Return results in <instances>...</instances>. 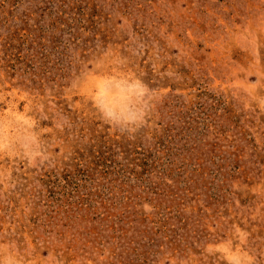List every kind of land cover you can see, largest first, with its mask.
I'll return each mask as SVG.
<instances>
[{
    "label": "rangeland",
    "instance_id": "rangeland-1",
    "mask_svg": "<svg viewBox=\"0 0 264 264\" xmlns=\"http://www.w3.org/2000/svg\"><path fill=\"white\" fill-rule=\"evenodd\" d=\"M0 264H264V0H0Z\"/></svg>",
    "mask_w": 264,
    "mask_h": 264
},
{
    "label": "bare ground",
    "instance_id": "bare-ground-1",
    "mask_svg": "<svg viewBox=\"0 0 264 264\" xmlns=\"http://www.w3.org/2000/svg\"><path fill=\"white\" fill-rule=\"evenodd\" d=\"M102 87V86H101ZM98 89H100V87L98 88ZM102 93V92H101ZM97 94V93H96ZM95 96V95H94ZM8 113V112H7Z\"/></svg>",
    "mask_w": 264,
    "mask_h": 264
}]
</instances>
